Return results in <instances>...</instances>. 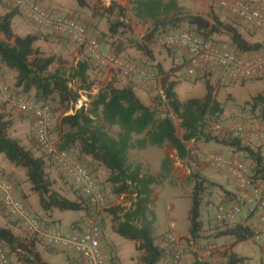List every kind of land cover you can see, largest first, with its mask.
Listing matches in <instances>:
<instances>
[{
    "label": "trees",
    "instance_id": "1",
    "mask_svg": "<svg viewBox=\"0 0 264 264\" xmlns=\"http://www.w3.org/2000/svg\"><path fill=\"white\" fill-rule=\"evenodd\" d=\"M76 1L81 7L86 6L85 0ZM243 1L249 4V0ZM115 6L112 1L110 8ZM131 8L137 20L152 24V28L148 30L143 40L136 45V48L149 60L153 58L154 52L150 45L157 42V38L165 34L168 29L176 30L181 26H186L193 32L191 34L202 40L225 43L238 55L248 53L255 55L263 47L260 41L246 40L233 23L222 20L215 14L209 20L199 14L185 13L179 6L178 0H132ZM119 10L120 14L123 13L122 8L119 7ZM17 14L22 15L18 9H15L0 16V65L15 73L14 86L23 94L34 91V99L39 105L49 107L57 101L65 109H70L71 113L63 116L59 121L61 135L58 148L66 151L76 149L80 156L97 162L108 172L107 181L111 184V192L119 196L132 197L130 206L108 207L106 211L112 217L113 231L118 236L137 244L136 251L139 253L137 264H163L166 259L165 247L157 243L154 234V216L149 206L152 203V186L159 185L164 176L169 174L170 169L169 158L165 156L162 164L163 175L143 174L140 164L129 163L130 150H141L147 146L161 148L168 145L175 150L177 158L183 160L189 154L187 142L220 144L232 153L242 154L246 161L242 163L247 166L252 180L260 184L264 193V155L259 148L243 143L241 137L233 131L225 133L222 137L213 133L211 124H218L221 121L223 107L217 100L209 79L206 78L204 81L206 91L202 97L179 100L175 92L177 81L171 79L170 75L179 73L186 65L185 55L183 63H176L173 59L174 54L169 53L171 62L173 61L171 71L165 70L164 63L151 66L154 67L153 72L157 75H166L162 79L163 96L164 106L170 111V115L167 112L158 116L155 109H151L139 100L129 84L119 88L108 83L99 88L97 93L91 94L95 82L89 74L92 59L87 55L70 69L67 77L60 69L51 71V66L58 61V58L54 55H45L39 49L36 45L39 36L14 34L12 21ZM126 26L123 21H113L108 25L107 35L100 38L115 37L121 32L120 28ZM57 35L69 38L62 34ZM217 36L221 38L216 39ZM96 39L99 41L98 38ZM165 47L170 51V48L176 46ZM70 82L78 85L76 90L70 87ZM80 90L86 94L88 101L75 108V104L83 99L79 94ZM242 109L251 113L257 110L264 113V93L252 96L250 101L244 103ZM173 118L179 122L183 132L181 137L177 134ZM259 119L262 120L261 117ZM261 120L250 126L264 127ZM11 126L12 120L0 112V154L10 164L25 170L31 191L38 195L40 208L45 213L52 210L79 212L90 208V203L82 194L78 201L64 196L54 187V181L46 172L45 159L35 155L16 138L11 137L9 135ZM112 128H117L116 135L111 134ZM233 128L235 130L238 126ZM191 179L194 186L188 211L190 224L188 232L192 239H197L205 230L201 219L204 195L209 187L217 185L198 173H192ZM218 187L222 188L221 185ZM222 192L226 198L223 204L241 202L234 192L223 188ZM98 226L101 229L99 223ZM224 227L225 229L218 232V236L233 237L235 242L252 240L255 235L251 225L244 222L232 227ZM0 244L7 247L8 257L14 254L21 264H50L35 250L33 241L20 239L13 233L11 227L0 226ZM242 261V257L231 254L227 264H239ZM193 264L201 263L195 260Z\"/></svg>",
    "mask_w": 264,
    "mask_h": 264
},
{
    "label": "rangeland",
    "instance_id": "2",
    "mask_svg": "<svg viewBox=\"0 0 264 264\" xmlns=\"http://www.w3.org/2000/svg\"><path fill=\"white\" fill-rule=\"evenodd\" d=\"M35 1L54 17H71L81 24L85 25L88 35L94 39H99V41L97 39L96 40L98 41L100 48L104 53L114 54L128 60L130 58L124 56V54H119V43H127V45H129L130 47H135L136 49L137 43L142 41L148 30L152 28L151 22H141L135 18L133 11L131 10L132 0H85V7H81L76 0ZM112 1H114L116 6L110 8V4ZM220 1L221 0H179V2L183 5L181 8L185 13L199 14L209 20H211L212 15H216L215 12H217V14L219 15L218 17H220V15H222L221 12L226 10L220 6ZM119 7L123 9V13L121 14ZM254 7L259 8L260 6ZM116 20L123 21L127 24V26L124 28H120L121 32L117 36L111 38L105 37L101 39L100 36L102 37L104 35H107L109 23H112ZM99 25H101L100 27L102 29V32L99 31ZM23 28L28 29L27 31L30 32L34 31V29H37L38 32L36 34L39 36V39L36 45L43 51L45 55H54L58 58V61L51 66V71L60 69L64 76L67 77L70 69L74 67L80 59L86 57V54L82 51L81 48H79V46H77L74 41L61 35H57L51 31L47 32L46 29H42L40 26L37 27V25L33 24L25 16L20 15V18H18L14 22L15 34L23 33ZM94 28L96 29V31H98L97 34L93 32V30H95ZM250 30L252 31V28ZM181 31L193 33L186 26H181L176 30L168 29L165 33H176ZM1 38L3 39L2 35ZM219 38L221 37H216V39ZM150 46L152 47L151 49L154 52H160L162 50L167 55L172 52L174 54L173 59L176 63H183L184 61L182 50L177 47H172L169 51L168 47L160 46L156 41ZM132 60V62L135 61L134 59ZM164 62L165 70L171 71L173 67V61L171 62V57L167 56ZM141 67L144 68V66ZM213 68L218 70V68L216 67ZM204 69L205 68L199 67L194 74L189 75L186 73L185 65L179 73H172L170 77L178 82H182L183 84L192 85L197 91H199V87L205 90L204 80L206 79V77L199 74V71H204ZM89 74L91 79H93L95 82L91 94L97 93L99 88L108 83H112L117 87H119V85L121 86L123 80L132 83L129 78H123V76L121 77L118 72H115L112 69L102 68L98 66L93 60L90 61ZM0 75L6 85L9 87V91L6 95H0V112L4 113L12 120V126L9 130V135L13 138H17V140L21 144H23L27 149L33 151L35 155L42 156L45 159L47 175L56 183V185H54L55 188L59 186V190L62 189L61 193L64 196L80 201L81 194L73 184V182L66 177L63 170L49 156H47L43 149L37 144L33 115L29 112L20 111L19 106H17L20 101H32L35 104L39 105V103H37L34 99V91L32 90L30 91V93L23 94L14 86L15 73L2 65H0ZM262 76L264 80V73ZM69 85L74 90H76L78 87V85L74 82H70ZM213 85L216 88V84ZM261 89L262 87L259 88V90ZM262 92H264V88L262 89ZM79 94H81V97L83 99L81 100V102L79 101L78 104H75V108H79L81 106V103L88 101L86 94H84L81 90L79 91ZM243 95L245 99H249V96L246 93H244ZM252 95L254 94L252 93ZM218 97L221 98L224 104H228L226 103V101H228L229 97L231 96L227 93L223 94L218 91ZM156 104H158L157 107H155L158 116L164 115L167 112H169L170 115V111H168L166 107H163L159 103ZM239 107L240 108L233 107L228 111V117H230L231 119H235L232 120V122L223 123L220 121L218 124H211L213 133L215 135L222 137L225 133H232V131L234 132L233 127L237 126L249 128L251 127V124L260 122V117L262 118L261 121L263 122H261V124H264V113L258 110L255 113H251L248 110H242L241 106ZM49 108L52 113L53 124L51 128V136L52 140L55 141L58 148V141L61 135V131L59 129V121L63 116L70 114L71 110L65 109V107L59 105L57 101H54L52 104H50ZM174 121L177 127V134L179 137H181L182 130L179 127V122L176 119H174ZM20 123H22V125H20ZM117 131V128H112L110 130L112 135H116ZM238 136L241 137L245 144H253L250 139H254L256 142L260 143L263 146V142L261 140H258L256 139V137L250 136L245 132L238 134ZM218 146V144L213 142L205 144L194 143L192 141L187 142L189 154L183 160L178 159L176 152L173 151V149L168 145H164L161 148L157 146H148L145 149H133L129 151V163L131 165L136 163L140 164L143 174H149L153 176L163 175V160L165 156L169 158L170 172L166 177L164 176V179H162V182L159 185L152 186V203L149 206L151 214L154 216L153 228L154 234L157 237V243L165 247L166 250V259L163 264L169 263L171 253L175 245H179L181 247L184 256L190 254L191 262L188 264H193L195 260H197L201 264H209V262L207 261L198 260V257H200L201 259L203 257L197 251H194L191 248V246L193 245L204 248V245L207 244V242L202 243L204 241L198 240L197 243H194L193 241L192 244L190 243L191 240L187 236V226H189L188 211L191 205V193L194 186V183L191 179V174L198 173L199 175L205 177L209 182L217 185L214 187H209L207 193L204 195L201 211L205 215V223L207 227L211 229L215 228L219 231L225 229V227L218 225L214 221L213 215L217 207L220 204L226 202V198L224 197L222 188L227 189L231 192L236 191L234 183L231 182V177L227 172L212 169L204 161L207 155L214 153H220L224 156H229L230 158L233 157L231 156L230 152L224 149V147L218 149ZM252 146H254V144ZM254 147L256 148V145ZM69 153L75 160L79 161L81 164L87 167L97 185V188L106 200V208L118 205L124 207L130 206L132 197L130 198L129 195L119 196L111 192V184L107 181L108 172L103 166L95 161H92L88 157L80 156L76 149L70 150ZM0 155L5 163H9L2 154ZM232 159L246 163V161L242 157V154H238V156H234ZM9 171L18 176L20 192H24V190L27 191V186H25V182H27L25 172L22 170H18L17 172H15L13 169L8 170V172ZM0 176L4 178L5 175L0 174ZM229 181L230 183H228ZM218 185H221L222 188H219ZM15 197L17 200L20 199V197L18 196ZM33 197L35 198L36 196ZM0 207H2L1 202ZM106 208L95 211L94 208L90 205V208L88 207L83 211H79L81 212V216H79L76 220H73V226L80 224V228H86L90 216L94 214L96 216V221L97 223H99L101 228L100 247L105 264H137L139 257V253H137V251H135V255L133 257H131V255H126V257L124 258L125 262H123L122 257L119 256V239L122 237L118 236L113 231L112 226L114 225V223L112 221V217L106 211ZM1 212L2 214L0 213V217H4V220H6V218H9V215H5L3 211ZM71 213L75 214L77 212L74 211ZM45 214L47 215L48 213ZM39 219L44 224L46 223L44 217ZM8 222L16 229V235L20 239L25 238L30 240L33 238V236L23 230L22 227L19 226L17 221H15L13 218H10ZM62 230L65 232V229ZM169 236L175 237V242H171ZM255 240L258 239L254 238L253 240L241 243L240 248L241 252L243 253V260L245 262L240 264H264V252L259 250L263 243V240H259L260 242H256ZM122 241L126 243L130 250L134 248V245L136 247V244L133 241L126 239ZM0 246L8 252L6 246L1 244ZM47 246L48 245L44 246V248H47V250H54L53 248H49ZM9 258L12 261V264L18 263L14 254H10ZM72 258L74 259L75 257L73 256ZM127 260H129L130 262ZM78 263L80 264V262Z\"/></svg>",
    "mask_w": 264,
    "mask_h": 264
},
{
    "label": "built area",
    "instance_id": "3",
    "mask_svg": "<svg viewBox=\"0 0 264 264\" xmlns=\"http://www.w3.org/2000/svg\"><path fill=\"white\" fill-rule=\"evenodd\" d=\"M33 24L48 28L57 34L74 40L82 51L98 66L112 69L125 78H130L140 85L155 86L158 75L152 70L143 68L120 56L104 53L96 39L90 37L85 26L66 16L54 17L35 0H9ZM220 6L240 18L251 28L264 34V10H259L243 0H221ZM160 46H176L184 51L186 57V73L191 75L199 67L212 66L229 80L246 81L264 73V41L263 47L250 58L240 57L233 53L223 42L202 40L186 31L165 33L157 38ZM9 87L0 75V95H6ZM81 102V101H80ZM82 104V103H81ZM17 106L23 112L33 115L35 134L38 145L64 172L76 188L90 203L95 211L107 207L106 200L87 168L75 160L66 150L57 148L52 140V113L48 106L37 105L32 101H20ZM236 134L247 133L264 142V127L253 125L249 128L238 127ZM212 169L227 172L243 191L244 197L237 204H221L217 207L214 220L223 226L232 227L241 223V216L246 214L261 215L264 221V193L260 184L251 178L248 168L240 161L219 154H209L204 159ZM0 202L6 212L15 218L22 228L31 235L41 238L46 245L70 251L84 260V264H105L100 248V229L93 214L87 227L79 233H62L44 227L20 201L15 199L13 187L0 176ZM254 238L259 239L262 229L259 227ZM171 242L175 237L169 236ZM183 250L175 245L169 264H183ZM0 264H11L7 252L0 246Z\"/></svg>",
    "mask_w": 264,
    "mask_h": 264
},
{
    "label": "crops",
    "instance_id": "4",
    "mask_svg": "<svg viewBox=\"0 0 264 264\" xmlns=\"http://www.w3.org/2000/svg\"><path fill=\"white\" fill-rule=\"evenodd\" d=\"M227 1H233V0H227ZM248 2L252 6H260L259 8L264 9V0H249ZM178 4L180 7L183 6L179 2V0H178ZM15 9L16 8L13 6V4L9 0H1L0 1V15L1 16L8 13V12L15 11ZM224 11H226V10H224ZM224 11L221 12L222 15H220V18L222 20L233 23L238 28V31L242 34V36L246 40H248L250 42L260 41L263 43V41H264V34L263 33L255 30V29H252V31H251L250 30L251 27L248 26L246 23H244L241 19H239L235 15L231 14L229 11H226V12H224ZM215 13L217 16H219L217 14V12H215ZM18 18H20V14H17L13 18V21H12L13 31H14V22ZM100 26L101 25H99V27ZM37 27H39V26H37ZM41 28H39V29H41ZM23 29H24L23 33L15 34V32H14V34L19 35V36H24L26 34H36L38 32L37 29H34V31H31V32L27 31L28 29H25V28H23ZM42 29H46L47 32L51 31L48 28H42ZM99 31L102 32L101 27L99 28ZM93 32L95 34L98 33V31H96V29L93 30ZM119 54H121V55L124 54V56L130 58L129 59L130 61H133L132 59H134L135 60L134 62L136 64H138L140 66H144V68L152 70V71H154V67H151L152 65H156V64L158 65V63H161V64L165 63L164 62L165 58H167V56H169L161 50L160 52H153V58L151 60H149L144 56V54L141 51H139L137 48L135 49V47H133V48L130 47L129 45H127V43H119ZM182 54H185L184 51H182ZM239 56L243 57V58H250L253 56V53L240 54ZM202 68H205V69H204V71L200 70L199 74L204 75L207 79H209L210 84L214 88V93H215L217 100L219 102H221L223 105V114L221 115V119H220L221 122H223V123L224 122L228 123V122H232V120H235V119H231L230 117H228V111L230 109H232L233 107L240 108L239 106L243 107L244 103L247 101H250L252 96L256 95L257 93H264V92H262V89L264 88V80H263V76H262L263 73L257 77L251 78V79L246 80V81H231V80L227 79L226 77H224L220 73L219 70H216L212 66H209V65L208 66H202ZM163 77H166V75L158 74V82L155 86L140 85V84H137L135 81H133L132 79L129 78L132 81V83H129V82H126L123 80L121 83V86L119 85V88H121L122 86H124L126 84H129L132 86L134 93L137 95L139 100L143 104H145L146 106L150 107L151 109H155V107H157V105H158L156 103H159L163 107H165L164 106L165 100H164V96H163V84H162ZM213 84H216V88L214 87ZM260 87H262L261 90H259ZM199 88H200L199 91H197L192 85L183 84L182 82L177 81V84L175 86V92H176L180 101H185L188 98H192V97H202L205 94L206 90H204L203 88L201 89V87H199ZM218 91H220L223 94L227 93L231 96V97H229V100L226 101V103H228V104H224V102L221 100V98L218 97ZM255 92H256V94H255ZM244 93H246L249 96V99H245V97L243 95ZM252 93L254 95H252ZM229 102H231V103H229ZM20 125H22V123H20ZM250 141L254 144V146L256 145L257 149L260 147L259 150L264 155V144L262 146L260 143L256 142L254 139H250ZM253 144H249V145L252 146ZM218 145H219L218 149H220L222 146L220 144H218ZM224 149H225V147H224ZM226 150L228 152H230L231 156H233V157L238 156V154H240L237 152L236 153L234 152L232 154L231 151H229L228 149H226ZM173 151H175V150L173 149ZM9 168L13 169L15 172H17L18 170H22L25 172V170L23 168L15 167L12 164L5 163V161L2 160V157L0 155V174H4L5 175L4 178L7 179V181H9V183L13 187L14 197L15 196L20 197V199H18V201L22 202L28 209L30 207L29 211L31 212V214L35 218H37L43 225H46V227H48L50 229L61 231L63 233H78V232H82L84 230V228H80V224L73 226V224H74L73 220H76L79 216H81V212H77L74 214V213H71L70 211L52 210L51 212H49L46 215L45 212L40 208L39 199H38L37 194H35L31 191V187H30L29 182L28 181L25 182V186H27L26 187L27 191L24 190V192H20L18 176H16L13 172H10V171L8 172V170H10ZM231 182L234 183V187H235L236 191H233V192L236 194V196L239 199H241V197H244L245 195H244L243 191L238 189V186L232 177H231ZM228 183H230V181ZM54 185H56L55 182H54ZM56 188L59 190L60 187L58 186ZM61 190H59V191L61 192ZM33 196H36V197L34 198ZM15 199H16V197H15ZM31 209H32V211H31ZM1 211H3V213L5 215H8L6 210H4L3 206L0 207V213L2 214ZM43 217H44V220L46 222L45 224L39 219V218H43ZM10 218H12V217L9 216V218H6V220H4V217H0V226L11 227L13 233L16 235V229L8 222V220H10ZM201 219L205 225V232L204 231L201 232L200 237L197 239H192L189 235V232L187 235L191 240V242H190L191 244H192V241L194 243H197L198 240L204 241L202 243L207 242V244L204 245V248H200L196 245L191 246L192 250L197 251L203 257L202 259L200 257H198V260L207 261V262H209V264H227L228 260H229V256L231 254H236L238 257L243 258V255H242L243 253L241 252V248H240L241 243H243V242H235V239L233 237H230V236H218V232H219L218 229H215V228L211 229V228L207 227V225L205 223V215L203 214L202 211H201ZM241 222L242 223L244 222V223L251 225L255 234L258 231L257 227H259V229L260 228L262 229V227H263V229L260 230L261 236L259 237L258 240H255V241L260 242L261 240H263V243H262L259 250L264 252V221L262 220L261 215H259V214L250 215V214H246L244 212L243 215L241 216ZM19 226H21V225H19ZM189 226H190V224H189ZM189 226H187L188 227L187 231L189 229ZM62 229H65V232ZM24 239H22V240H24ZM253 239H254V237H253ZM30 240L34 242V248H35V250H37V252H39L41 258L50 264H79L78 262H80V264H84V260L82 259V257L77 256L71 252H67V251L64 252V251H61V250H58L55 248H53L54 250H47V248H44V246H46V245H44L45 243L39 237L33 236V238ZM30 240H28V241H30ZM122 240H124V239H122V238L119 239V256H121L123 259V262H125L124 258L126 257V255L127 256L131 255V257H133L135 255L136 247L134 245V248L130 250L129 247L126 245V243ZM39 241H41V242H39ZM47 247H49V246H47ZM73 256L75 257L74 259L72 258ZM131 257H130V259H131ZM190 259H191L190 254L185 255L183 258V264L190 263L191 262ZM127 261H129V260H127ZM10 262L12 264L11 260H10ZM243 262H245V261L243 260L241 263H243ZM17 264H21V263L18 262Z\"/></svg>",
    "mask_w": 264,
    "mask_h": 264
},
{
    "label": "clouds",
    "instance_id": "5",
    "mask_svg": "<svg viewBox=\"0 0 264 264\" xmlns=\"http://www.w3.org/2000/svg\"><path fill=\"white\" fill-rule=\"evenodd\" d=\"M262 10H264V9H262ZM69 152V151H68ZM89 171V170H88ZM221 205V204H220ZM226 205V204H225ZM228 205H230V204H228ZM216 211V210H215ZM215 214V213H214ZM9 215V214H8ZM10 216V215H9ZM13 218V217H12ZM213 218H214V215H213ZM15 219V218H14ZM37 219V218H36ZM16 220V219H15ZM38 220V219H37ZM215 221V220H214ZM40 222V221H39ZM216 222V221H215ZM17 223H18V221H17ZM41 223V222H40ZM217 223V222H216ZM19 224V223H18ZM42 224V223H41ZM218 224V223H217ZM20 225V224H19ZM43 225V224H42ZM218 225H220V224H218ZM44 226V225H43ZM220 226H223V225H220ZM22 227V226H21ZM44 227H46V226H44ZM224 227V226H223ZM48 228V227H47ZM85 229V228H84ZM61 232V231H60ZM28 233V232H27ZM63 233V232H62ZM29 234V233H28ZM31 235V234H30ZM32 236H34V235H32ZM34 237H36V236H34ZM41 239V238H40ZM42 240V239H41ZM43 241V240H42ZM44 242V241H43ZM45 243V242H44ZM49 247H51V246H49ZM52 248H54V247H52ZM101 248V247H100ZM55 249H57V248H55ZM58 250H60V249H58ZM61 251H63V250H61ZM68 252H70V251H68ZM72 253V252H71ZM74 254V253H73ZM76 255V254H75ZM78 256V255H77ZM184 258V257H183ZM10 260V259H9Z\"/></svg>",
    "mask_w": 264,
    "mask_h": 264
}]
</instances>
